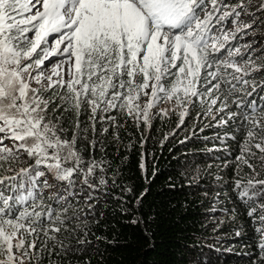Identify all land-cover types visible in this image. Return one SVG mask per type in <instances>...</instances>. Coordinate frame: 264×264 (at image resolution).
<instances>
[{
  "label": "snow or ice",
  "instance_id": "6c2138e0",
  "mask_svg": "<svg viewBox=\"0 0 264 264\" xmlns=\"http://www.w3.org/2000/svg\"><path fill=\"white\" fill-rule=\"evenodd\" d=\"M192 108L242 135L234 190L264 264V0H0V264H91L67 212L108 183L97 125Z\"/></svg>",
  "mask_w": 264,
  "mask_h": 264
},
{
  "label": "trees",
  "instance_id": "16d2710c",
  "mask_svg": "<svg viewBox=\"0 0 264 264\" xmlns=\"http://www.w3.org/2000/svg\"><path fill=\"white\" fill-rule=\"evenodd\" d=\"M116 116L115 126L97 125L103 148L93 153L109 162L107 185L86 189L94 197L91 211L81 192L67 212L87 223L90 244L84 255L91 264H259V236L234 190L236 179L249 178L247 168L236 174L242 135L235 122L217 126L198 108L179 126L175 114L154 118L151 128ZM82 119L87 122V114ZM100 127L108 131L100 134ZM31 163L23 159L14 166ZM52 191L44 190L45 199ZM60 238L72 239L68 232Z\"/></svg>",
  "mask_w": 264,
  "mask_h": 264
},
{
  "label": "rangeland",
  "instance_id": "374dc122",
  "mask_svg": "<svg viewBox=\"0 0 264 264\" xmlns=\"http://www.w3.org/2000/svg\"><path fill=\"white\" fill-rule=\"evenodd\" d=\"M250 39H252L251 36L244 37L243 39H241V40L239 41V43L243 44L245 41L250 40ZM161 107H167V105H161Z\"/></svg>",
  "mask_w": 264,
  "mask_h": 264
}]
</instances>
